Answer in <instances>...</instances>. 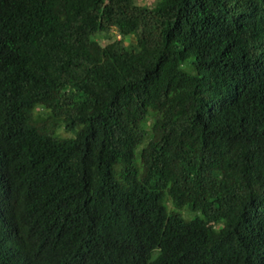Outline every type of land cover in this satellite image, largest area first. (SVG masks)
Instances as JSON below:
<instances>
[{
  "label": "trees",
  "instance_id": "1",
  "mask_svg": "<svg viewBox=\"0 0 264 264\" xmlns=\"http://www.w3.org/2000/svg\"><path fill=\"white\" fill-rule=\"evenodd\" d=\"M0 264H264V0H0Z\"/></svg>",
  "mask_w": 264,
  "mask_h": 264
},
{
  "label": "rangeland",
  "instance_id": "2",
  "mask_svg": "<svg viewBox=\"0 0 264 264\" xmlns=\"http://www.w3.org/2000/svg\"><path fill=\"white\" fill-rule=\"evenodd\" d=\"M138 2H139V5H145V4L149 5L150 3H152V0H138ZM110 35H111V37H113L114 35L116 36V34H115L114 32L111 33ZM110 35H109V36H110ZM107 38H108V37H107ZM119 39H120V38H119ZM99 41H100L101 43H103V44L106 43V36L101 35V36L99 37ZM126 42H127L128 44H130V43L135 44V40H134V38H133V39H132V38H129V39L126 40ZM38 114L46 115V112L43 111L42 109H39V110L36 112V117L38 116ZM59 132H60L59 135L62 136V137H66V138L71 137V135L68 134V132H66L65 130H61V131H59ZM168 206L170 207V209H172V205H171L170 203L168 204Z\"/></svg>",
  "mask_w": 264,
  "mask_h": 264
},
{
  "label": "clouds",
  "instance_id": "3",
  "mask_svg": "<svg viewBox=\"0 0 264 264\" xmlns=\"http://www.w3.org/2000/svg\"><path fill=\"white\" fill-rule=\"evenodd\" d=\"M39 109H42L43 111H45L43 108H40V107H37L35 108V110L33 111V122L35 125H38L40 126L42 124V121H41V118L44 116L42 114H38V116L36 117V112L39 110ZM46 112V111H45ZM173 206H172V209H170V207L168 206V211L169 212H173Z\"/></svg>",
  "mask_w": 264,
  "mask_h": 264
}]
</instances>
